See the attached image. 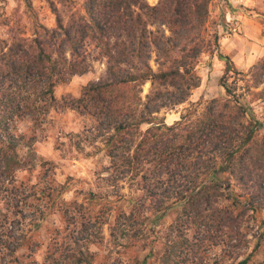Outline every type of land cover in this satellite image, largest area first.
<instances>
[{
  "label": "trees",
  "instance_id": "16d2710c",
  "mask_svg": "<svg viewBox=\"0 0 264 264\" xmlns=\"http://www.w3.org/2000/svg\"><path fill=\"white\" fill-rule=\"evenodd\" d=\"M209 3L50 0L55 24L33 20L29 36L20 19L0 18V29L7 28L0 33V264H96L90 247L103 242V225L112 212L113 248L124 247L126 253L159 246L149 257L158 264H220L249 245L255 213L264 211V121L248 114L236 92V75L243 72L218 52L226 63L220 78L226 96L205 101L201 111V101L191 102L172 123L161 115L189 100L200 85L201 54L218 45L217 38L203 35ZM25 10L33 11L30 0ZM88 45L97 49L96 56ZM98 59L106 61L105 75L83 86L79 96L63 97L61 106L93 120L83 140L109 158L100 209L82 219L77 233L48 228L46 256L39 262L31 255L43 242L33 234L52 209V179L46 174L39 186L18 180L29 162L20 146L36 141L19 125L29 121L39 128L58 106L56 86L90 72ZM252 78L255 88L264 83V56ZM254 95L264 99V88ZM72 204L82 206L67 203ZM174 208L178 214L170 229L153 222V215ZM69 213L66 207L61 215L67 219ZM71 214L75 223L79 214ZM258 247L259 242L237 264H247ZM212 248H222L214 260L207 258ZM111 259L108 254L102 264L120 262ZM144 260L135 258V264Z\"/></svg>",
  "mask_w": 264,
  "mask_h": 264
},
{
  "label": "rangeland",
  "instance_id": "374dc122",
  "mask_svg": "<svg viewBox=\"0 0 264 264\" xmlns=\"http://www.w3.org/2000/svg\"><path fill=\"white\" fill-rule=\"evenodd\" d=\"M33 11L25 10L27 0H0V18L3 15L12 16L13 19H20L24 35H31L33 20H38L47 26L55 24V15L50 8V0H30ZM57 1V0H56ZM83 0H77L79 4ZM159 0H148L150 4H156ZM60 8L62 6L58 4ZM6 27L0 29V33L6 32ZM205 38L218 39V45L212 52H204L199 58L198 74L201 77L200 85L193 89L188 101L168 111H162L168 123L179 119L183 110L191 103L201 101L198 111L204 107L205 101L215 97H225L226 90L220 83L226 63L218 58V52L231 57L238 71L243 74L236 75L238 88L236 92L241 94V102L245 103L248 114H254L257 119L264 121V99L256 98L255 91L264 88V83L258 88L252 86L253 72L259 60L264 56V0H210L209 18L203 32ZM93 56L97 55L94 45L86 48ZM93 69L83 75H75L69 81L61 83L55 88V95L59 100L58 106L52 108L47 115L46 121L36 130L32 128L29 121L20 123V130L28 137L36 135V141L29 147L26 143L20 146V154L28 162V168L17 173L19 181L37 184L42 178L49 175L52 179V204L50 212L46 216L42 228L34 232L35 241L43 243L31 256L39 262H43L46 256L48 238L44 240L48 228L52 232L56 229L67 232H75L81 228L82 219L87 214L96 213L100 209V185L103 181L101 176L106 175L105 167L109 165V158L103 149L94 147L85 142L84 137L87 129L93 125V120L86 114L75 109L62 107L63 97L79 96L83 86L93 80H98L106 73V61L95 60ZM152 65L154 62L152 61ZM235 75L227 81L231 84ZM150 89V84L144 85V93ZM146 127V125H144ZM264 134V127L261 129ZM101 146V145H100ZM46 179V177H45ZM234 192H240L231 180ZM44 185V182L42 183ZM37 186H39L37 184ZM57 186V187H56ZM62 189V193L58 191ZM123 192L128 194L129 189L124 188ZM96 194V195H95ZM76 201L82 206L67 205L62 203ZM122 202V201H121ZM68 207L70 213L68 218L62 217L61 213ZM71 211H77L79 218L74 223L71 219ZM178 214V209H170L163 213L153 215L152 220L158 226L171 228ZM33 218L34 213H29ZM116 212H112L109 222L103 225L104 240L101 243L93 244L90 249L96 253V264H102L108 254L112 255L111 262L120 259L116 264H135V258L144 264H158L156 260L151 261L149 257L155 248L140 247L126 249L114 247L111 243L110 224L114 222ZM250 236L249 245L242 248L238 257L224 258L220 264H237L245 258L259 242V247L253 253L247 264H262L264 262V211L255 213V226ZM65 234V233H64ZM48 235V234H47ZM222 250L212 248L209 252L210 258L214 260L216 253ZM24 249L19 254L24 253ZM111 251V252H110ZM28 253V252H27ZM26 253V254H27ZM155 258V257H154Z\"/></svg>",
  "mask_w": 264,
  "mask_h": 264
}]
</instances>
